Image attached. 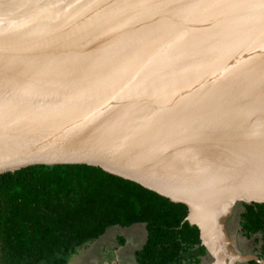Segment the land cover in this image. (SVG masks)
<instances>
[{
    "label": "water",
    "instance_id": "water-1",
    "mask_svg": "<svg viewBox=\"0 0 264 264\" xmlns=\"http://www.w3.org/2000/svg\"><path fill=\"white\" fill-rule=\"evenodd\" d=\"M149 1L158 23L149 26L145 20L128 32L148 27L137 41L155 43L161 49L158 61L166 57L174 69H192L202 84L194 88L196 95L186 96L167 82L161 88L147 87L144 80L154 78L157 71L110 70L113 62L122 66L118 56L104 65L84 61L85 67L103 68L81 72L25 73L17 62L16 71L13 66V71H0V176L28 169L93 166L187 206L185 222L199 228L202 245L215 264L253 260L264 264L255 255L230 257L225 243L229 236L225 220L236 207L264 204V110L257 111L262 107L258 103L229 108L216 95L223 90L231 95L244 79L264 94V0H225V6L217 9L212 5L221 0H183L181 5L188 3L183 15L172 18L157 7L158 0ZM93 2L12 0L9 9L37 15L57 10L59 19L53 23L61 21L64 33L79 36L91 44V51L117 30L115 23H107L100 25L96 37L81 32L92 27ZM48 5L54 6L48 9ZM7 19H0L5 24L0 31V50L5 52L1 56L16 61L20 41L31 36L27 41L35 44L43 37L36 34H43L44 28L33 25L21 30L20 20L19 33L10 41ZM160 28L169 31L153 39V31ZM239 40L247 52H241ZM82 47L78 52L86 51ZM139 52L127 53L125 64L132 59L127 55ZM146 54L154 56L152 51ZM21 58L22 52H17V61ZM172 76L168 70L166 75L161 69L158 73ZM152 94L160 96L152 101Z\"/></svg>",
    "mask_w": 264,
    "mask_h": 264
},
{
    "label": "trees",
    "instance_id": "trees-1",
    "mask_svg": "<svg viewBox=\"0 0 264 264\" xmlns=\"http://www.w3.org/2000/svg\"><path fill=\"white\" fill-rule=\"evenodd\" d=\"M242 205V234L262 235L264 259V204ZM187 216V206L93 166L7 174L0 176V264H68L107 229L143 224L137 264H201L208 252Z\"/></svg>",
    "mask_w": 264,
    "mask_h": 264
},
{
    "label": "bare ground",
    "instance_id": "bare-ground-1",
    "mask_svg": "<svg viewBox=\"0 0 264 264\" xmlns=\"http://www.w3.org/2000/svg\"><path fill=\"white\" fill-rule=\"evenodd\" d=\"M11 1L12 0H0V19L3 22L4 20L7 22V18L10 19V23L6 24V27L10 25V31H8V33H12V36H10L8 39L11 38L10 41H14L16 39L15 36L17 33H19L20 20L23 22L21 23V30H25L26 28H29L33 25L44 28L43 34H36L43 37L35 42V44L27 41V38H31V36L27 37L25 41H20L16 48V61H13L12 57L11 61H8L4 56H1V54H4L5 52L0 50V71H16L15 64L17 62L22 65L21 71H25V73H27V71L36 69H42L47 72L90 71L91 69H102L103 67L89 68L87 64L85 67V64H83L84 61L91 62L94 65L98 62H101V65H104L108 58L118 56V60L122 66H113L115 64V62H113L110 70H127L136 73L139 71H145L148 73L157 71V74L153 75L154 78L144 80V82L147 84V87L161 88L163 87L164 83L167 82V84L177 89V91L183 90L186 96H195L196 94L193 93L194 88L202 86L199 78L192 69H189L188 71L174 69V67H171L169 64L171 63L169 58L166 57H161V59L158 61V57L160 56L159 52L161 49H159L155 43L150 44L137 41L139 38L136 36L146 32L148 27L143 31L137 30L128 32L133 28L134 24H140L145 20L150 22L149 26H151L153 23H158L159 17L155 13V7L152 8V5H150L151 1L149 0H95L90 11V13H96V15L93 16L94 20L92 21V27H90L89 31L87 29L81 32L85 34L88 33V38L96 37V35L100 32V25L107 23H115L117 25V30L114 33H109V35H107L106 42L104 36L103 43L91 51H88L91 44L80 41L81 39L79 36L73 38V36L68 35V33L65 34L61 28L62 26L59 25L61 21L53 23L55 19H59L57 10H54L49 14L44 13L37 15V13L34 11H29L28 14H21V10H14V12L10 11L9 2ZM182 1L183 0H158L160 6L157 7L165 8L167 11H169L170 17L172 18L178 15H183V5L188 3L181 5ZM195 1L200 2V0ZM152 3H154L153 0ZM226 3L227 2L225 0H221L219 4H214L215 6H213L212 3L211 5L212 8L215 7L217 9L218 7L225 6ZM50 6L54 5H48L47 8L50 9ZM189 6L192 7L193 3H190ZM84 10H86V7L82 9V11ZM4 11H6V13H4ZM83 13L84 12H79V15H83ZM22 16L24 17L23 19L20 18ZM51 23L53 24L50 25ZM4 25L5 24H0V31H2ZM168 31L169 29L162 28H160L158 31H153V39H158L159 35ZM170 36L171 35H169V37ZM239 41L241 42L238 44L240 45L239 47L241 48V46H243V50L241 52H247L245 51L247 49L245 42L243 40ZM168 44H172L170 38ZM81 47L85 48L86 51L78 52ZM134 50H140V52L138 55H127L128 58L132 59L127 61L125 64L124 57H126L127 53ZM75 51H77V53L74 55ZM147 51H152L154 56L156 55V64H153L154 56L149 57L146 54ZM17 52H22L23 54V58L19 59L18 61ZM147 57L151 58L152 60L147 59ZM20 60H22V62H20ZM31 60L32 63H30ZM196 66H200L198 61ZM32 67L35 68L32 69ZM160 69L163 75H166L168 70L173 74V76L169 78L158 77ZM244 80L237 82L240 88H233V93H230L231 95H229L228 90L219 91L216 95L221 102L220 104L229 108L234 106L239 108L240 106H246L249 103H258L262 105V107L257 106V111L261 113L264 110V94L261 93L257 87L249 83V79L245 80L246 83ZM247 86L249 89L246 88ZM159 96L160 94H152L150 95L149 99L155 101L157 98H159ZM225 243L227 244L226 251L229 253L230 250L228 248V240H225ZM211 249L214 250L213 246H211ZM219 249L221 250V246H219ZM233 255L231 254L230 257Z\"/></svg>",
    "mask_w": 264,
    "mask_h": 264
},
{
    "label": "rangeland",
    "instance_id": "rangeland-1",
    "mask_svg": "<svg viewBox=\"0 0 264 264\" xmlns=\"http://www.w3.org/2000/svg\"><path fill=\"white\" fill-rule=\"evenodd\" d=\"M245 208L238 205L232 216L225 220V228L228 232L229 252L235 255L252 256L259 255L262 247V235L258 234L251 239H247L242 234V213ZM147 237L146 227L121 228L119 226L111 227L106 230L103 236L93 243L87 244L85 250L71 257L69 264H136L131 258L135 251L142 249ZM246 239V240H245ZM231 245V246H230ZM121 247H125L123 251ZM128 255L125 257L123 254ZM131 257V258H130ZM128 263H125L124 260ZM202 264H215L214 260L207 255ZM228 264H234L229 261ZM236 264H246L236 263Z\"/></svg>",
    "mask_w": 264,
    "mask_h": 264
},
{
    "label": "crops",
    "instance_id": "crops-1",
    "mask_svg": "<svg viewBox=\"0 0 264 264\" xmlns=\"http://www.w3.org/2000/svg\"><path fill=\"white\" fill-rule=\"evenodd\" d=\"M139 226H141V225H134V226H132V228L139 227ZM146 238H147V237H146ZM121 249L124 251V250H125V247H121ZM136 252H137V251H135V253L132 255L133 258H131V257H130V258H131L133 261H135V263L137 264V262H136ZM123 255H124L125 257L128 256V255H126V253L123 254ZM128 257H129V256H128ZM205 258H207V256H206ZM124 261H125V263H128L126 259H125ZM202 263H203V261H202ZM202 263H201V264H202Z\"/></svg>",
    "mask_w": 264,
    "mask_h": 264
},
{
    "label": "flooded vegetation",
    "instance_id": "flooded-vegetation-1",
    "mask_svg": "<svg viewBox=\"0 0 264 264\" xmlns=\"http://www.w3.org/2000/svg\"><path fill=\"white\" fill-rule=\"evenodd\" d=\"M245 240H246V239H245ZM248 240H249V239H248ZM92 243H93V242H92ZM84 247H85V246H84ZM84 247H83V248H81V249L78 251V253H79V252H82V251H84V250H85V248H84ZM75 256H76V255H73L72 257H75ZM68 264H69V263H68Z\"/></svg>",
    "mask_w": 264,
    "mask_h": 264
}]
</instances>
